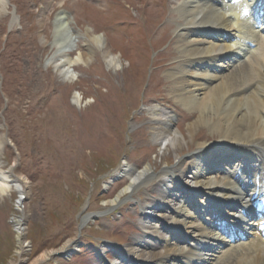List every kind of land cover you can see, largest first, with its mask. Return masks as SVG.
I'll return each mask as SVG.
<instances>
[{"label":"rangeland","instance_id":"1","mask_svg":"<svg viewBox=\"0 0 264 264\" xmlns=\"http://www.w3.org/2000/svg\"><path fill=\"white\" fill-rule=\"evenodd\" d=\"M8 1L10 20L0 23V137L8 143L0 163H5L7 172L18 160L16 171L27 181L29 193L27 208L18 207L25 195L17 192L0 200V264L16 261L15 224L20 218L28 244L26 262L55 251L44 264H137L127 250L157 241L148 231L174 238L183 233L174 228L169 232L170 225L159 221L170 210L163 202L167 190L158 180L146 182L110 207L130 182L127 172L115 179L113 173L124 163L138 171L147 165H154L157 172L176 166L184 170L196 152L190 148L163 158L164 147L152 138L155 108L169 118L173 131H186L187 111L169 97L165 69L159 68L171 67L177 58L172 44L177 1L74 0L62 6L59 0ZM103 8L111 17L107 24L100 19ZM50 11L53 20L67 17L73 32L82 37L77 39L78 52L89 48L86 34L105 36L113 56L121 60L120 67L113 71L92 46L90 63L74 68L79 79L64 82L47 63L56 50L39 47L34 53L30 48L39 44L37 29L31 25ZM135 22L143 29L133 26ZM76 93L84 98L81 108L74 102ZM199 132V139L213 150L207 165L215 174L229 164L228 157L239 156L208 131ZM175 175L176 171L166 197L181 186ZM151 203L155 207L146 209ZM68 242L69 249L60 252ZM157 251L164 247L158 245Z\"/></svg>","mask_w":264,"mask_h":264},{"label":"bare ground","instance_id":"2","mask_svg":"<svg viewBox=\"0 0 264 264\" xmlns=\"http://www.w3.org/2000/svg\"><path fill=\"white\" fill-rule=\"evenodd\" d=\"M59 1L62 6L74 0ZM176 1L174 13L178 23L172 44L177 58L171 67L164 64L159 68L165 69L163 77L170 85L169 97L187 111L186 134L173 131L169 118L155 108L151 114L152 138L156 145L164 147L163 158L178 151L182 154L190 148L196 152L189 166L184 170L182 166L173 167L174 172L154 171V165L138 171L132 167L127 169L124 163L113 173V178L127 172L130 182L109 206L121 203L146 182L158 180L168 192V183L176 171L181 186L171 191L170 198L163 191V202L171 214L159 216V221L170 225L167 231L174 228V232L181 230L183 234L174 238L168 233H158L157 229H154L157 233L148 231L157 241H151L145 248L131 246L127 250L136 263L264 264V235L258 227L264 223V0ZM8 9L9 1L0 0V23L10 20ZM102 12L104 16L100 19L107 24L111 17L106 14L107 9L103 8ZM52 15L50 11L48 16L31 25L37 29L40 45L33 44L30 48L34 53L40 51L39 47L54 48L56 52L48 57L47 63L64 82L79 79L74 68L90 63L92 46L100 51L113 71L120 67L121 60L113 56L105 36L86 34L89 48L78 52L77 39L82 37L73 32L67 17L59 15L53 20ZM15 23L13 16L10 29L13 30ZM133 26L138 27L140 23L135 22ZM236 63L237 67L232 70L231 65ZM111 95L118 97L115 93ZM73 99L78 107L83 106L84 98L79 93ZM201 130L230 146L231 152L240 157H228L229 164L224 169L219 167L215 174L213 166L207 165L213 150L209 143L199 139ZM7 143L5 136L0 137V154ZM4 165L0 163V200L4 202L17 192L25 195L18 207L27 208L28 183L16 171L18 160L7 172L3 171ZM161 192L162 189L160 195ZM154 204L146 209L152 210ZM86 222L83 219V225ZM22 224L21 218L15 224L18 251L13 264H44L57 254L45 252L26 262L28 244ZM160 244L164 251L158 252ZM70 245L68 242L60 252L68 250Z\"/></svg>","mask_w":264,"mask_h":264}]
</instances>
